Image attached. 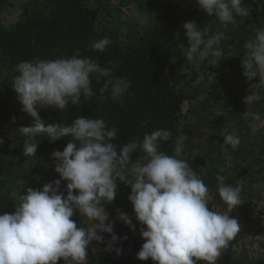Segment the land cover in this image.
<instances>
[{"label": "clouds", "instance_id": "clouds-1", "mask_svg": "<svg viewBox=\"0 0 264 264\" xmlns=\"http://www.w3.org/2000/svg\"><path fill=\"white\" fill-rule=\"evenodd\" d=\"M199 7L215 17L222 27L235 24L237 17L247 18L251 11L244 0H197ZM188 46L183 50L187 61H207L215 65L224 54L220 47L224 31L210 32L195 21L183 23ZM111 44L108 37L91 44L94 51L104 52ZM241 59L243 75L249 80L258 78L245 98L246 105H255L264 99V27L255 29L253 37L244 44ZM114 68L102 67L93 57H82L79 51L69 57L34 59L16 65L18 75L14 90L22 104V111L34 118L30 126H20L18 132L26 137L23 154L35 155L37 137H47L55 142L71 137L63 150H54V170L59 179L45 183L41 189L27 188L19 195V203L11 213H0V264H89V248L95 242L105 241L110 235L105 251H122L114 247L128 237L117 236L114 221L104 204L114 201L118 184L130 186L128 199L145 242L136 253L139 260L149 258L155 264H217L222 251L229 246L240 230L235 218L209 209V188L190 163L183 158L185 137L175 141L174 154L160 150L171 132L158 128L145 133L142 141L130 140L117 144L118 132L102 118L76 116L70 123L45 124L37 106L54 107L61 112L71 105H80L94 96L92 79L112 76ZM130 88L124 77L111 81L110 97L123 103ZM109 90V84L100 89ZM252 120L264 126V117L257 112H247ZM16 119L15 116L12 117ZM255 131V129H254ZM224 144L233 149L240 138L233 134L224 136ZM139 151L137 160L132 159ZM66 181L67 193L59 191L61 181ZM217 191L228 205L229 211L242 203L243 184L235 186L217 177ZM75 190V192H74ZM228 211V212H229ZM79 213L86 218L84 226L72 217ZM119 219L132 226L127 213Z\"/></svg>", "mask_w": 264, "mask_h": 264}, {"label": "trees", "instance_id": "trees-1", "mask_svg": "<svg viewBox=\"0 0 264 264\" xmlns=\"http://www.w3.org/2000/svg\"><path fill=\"white\" fill-rule=\"evenodd\" d=\"M49 11L40 14L22 12L18 20L10 28L0 24V68L12 78L14 82L18 75L16 65L21 61L34 59H55L69 57L79 51L82 57L97 59L102 67L114 68L110 77H101L99 82L93 77L92 88L94 96L83 100L80 105H70L68 110L61 112L54 107H38V113L45 124L53 122L70 123L76 116L102 118L110 127L118 132L117 144L122 145L130 140L142 141L145 133L164 128L171 132L168 141H163L160 150L169 155L174 154L175 141L183 136L180 125L183 118V106L186 101L194 98V94L177 90L169 77L168 69L171 61L181 53L178 39L168 27L155 26L145 29L137 41L121 42L112 33L105 32L98 27L103 7L90 5L88 0H43ZM6 0H0V14ZM108 37L111 44L104 52L94 51L90 46L93 41ZM205 72L213 70V65L202 61ZM233 70L236 71L234 68ZM237 80H247L241 71ZM116 77H124L130 82V88L123 97V103H117L110 97L111 81ZM196 77V76H194ZM244 77V78H243ZM195 79V78H194ZM193 80V79H192ZM109 84V90L101 94L100 89ZM221 103V102H220ZM22 111V104L19 103ZM26 114L32 122L29 114ZM16 113L8 106H0V137L4 146L12 143L9 138L16 128L8 125L14 120ZM71 137H63L55 142H49L45 136L39 137L38 147L33 156L41 172L44 173L45 183L59 179L54 170V160L51 153L63 150ZM137 153L134 154H138ZM193 161L194 158H184ZM206 186L212 190L214 203L222 201L217 191V184L207 178H202ZM66 181H61L59 191L67 193ZM42 188V187H41ZM75 192V190H74ZM17 206L12 201H0V213L14 211ZM209 209L216 210L209 203ZM217 211V210H216ZM72 219L82 225L79 215ZM83 226V225H82ZM146 227L135 219L132 226L124 224L118 230V236H127L114 247L122 249L121 253L105 251V242L109 241L104 234L105 241L99 245L95 242L89 248V264H155L150 258L139 260L136 253L145 242L140 229ZM236 236L229 246L222 251L217 264H264V258L249 260L239 257L235 251ZM58 264H63L62 261ZM198 264H205L200 261Z\"/></svg>", "mask_w": 264, "mask_h": 264}, {"label": "rangeland", "instance_id": "rangeland-1", "mask_svg": "<svg viewBox=\"0 0 264 264\" xmlns=\"http://www.w3.org/2000/svg\"><path fill=\"white\" fill-rule=\"evenodd\" d=\"M88 3L103 7L98 27L112 33L121 42H135L145 29L151 27L170 28L178 39L181 53L170 63L169 77L177 90L190 94L196 91L201 94L209 89L194 88L198 82L202 85L206 81L203 73L205 70L202 68V61L190 62L183 56V50L188 46L186 30L182 26L184 22L195 21L199 27L207 28L210 32L224 31L225 39L220 47L223 51H231L228 60L232 61L231 65L236 71L243 69L241 59L246 52L244 44L254 36L255 29L264 27V0H244L251 11L250 15L247 18L237 17L236 23L228 24L227 27H222L215 17H209L199 7L197 0H88ZM221 59L227 58L221 56L218 60ZM13 84L11 78L0 74V106L10 107L24 121L27 117L22 115ZM217 89L208 91L209 94L214 92V101L208 106L212 110L210 112L206 109L194 112L188 106L190 100L184 103V115L179 127L185 137L183 158L193 157L192 162L187 160L193 169L201 178L205 177L217 185L218 176H223L225 182L233 186L243 184L242 203L230 211L223 200L213 202L211 189L209 202L217 211L228 213L237 220L240 226L236 234L237 256L249 260L263 259L264 126H260L246 113L257 112L264 117V99L255 105H246L245 98L251 91H256L254 87L219 88L216 91ZM261 95L264 96V92ZM216 99L221 103H217ZM219 104H225L224 108ZM17 129L18 127L9 138L12 143L8 146H4V140L0 137V157L3 149L17 155L15 161H12L14 165L0 163V201H12L16 205L19 203V195L25 194L27 188L41 189L45 184L44 173L36 159L23 154V144L27 138ZM227 134L240 138L238 147L233 149L224 144V136ZM139 155L140 153L133 154V161ZM123 188L131 192L130 186L119 182L117 192ZM80 218L84 226L86 220L84 217ZM113 231L118 236V230ZM106 236L110 240V235Z\"/></svg>", "mask_w": 264, "mask_h": 264}, {"label": "crops", "instance_id": "crops-1", "mask_svg": "<svg viewBox=\"0 0 264 264\" xmlns=\"http://www.w3.org/2000/svg\"><path fill=\"white\" fill-rule=\"evenodd\" d=\"M24 11L33 14H40L42 12L49 11V8L43 0H6V4L2 10V13L0 14V24L6 28H10L18 20H20V14ZM223 53L224 54L222 56L226 57L227 59H221L220 61L218 60L216 66L214 65L213 70L203 72L205 74L206 81H204V84L202 85H199L198 82V84L194 88L206 90H213L218 88L216 91L220 90L219 88H255L254 84L258 82V78H254L250 82H247L244 77V80H237L236 76H238L240 72L238 73L233 70L234 66L231 65L232 61L228 60L231 51L226 49L223 51ZM0 74L2 76L7 75L9 78H11L8 73H6L2 68H0ZM208 91L202 92L201 94H199L197 91L193 93L194 98L188 102V106L191 107V110H193L194 112H203L204 109L209 110V112L212 111L208 108V106H210V104L214 101V92L209 94ZM216 101L217 103H220L219 99H216ZM220 105L223 108L225 106V104H219L218 106ZM38 107L39 106H37V109ZM224 110L225 109H222V111ZM22 115H25L27 117L26 120L28 122L26 120L23 121L22 119H19V116L16 115V119L13 122H10L8 125H12L15 128H19L20 126H30L33 122L26 114L22 113ZM1 156L2 157H0V163H11V165H14L12 161H15L14 159L17 157V155H12V153H10L6 149H3L1 151ZM129 194L130 191L123 188L122 190L117 192L114 201L104 204L106 211L109 213V219L114 221L113 229H115L116 231L119 230L122 225L126 224L119 219V215L121 212L127 213L132 223L136 219L133 205L128 199ZM84 220H86V218Z\"/></svg>", "mask_w": 264, "mask_h": 264}]
</instances>
